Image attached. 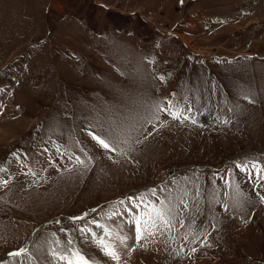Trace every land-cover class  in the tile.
Here are the masks:
<instances>
[{
  "label": "rangeland",
  "instance_id": "obj_1",
  "mask_svg": "<svg viewBox=\"0 0 264 264\" xmlns=\"http://www.w3.org/2000/svg\"><path fill=\"white\" fill-rule=\"evenodd\" d=\"M0 92V264H264V0H0Z\"/></svg>",
  "mask_w": 264,
  "mask_h": 264
},
{
  "label": "snow or ice",
  "instance_id": "obj_2",
  "mask_svg": "<svg viewBox=\"0 0 264 264\" xmlns=\"http://www.w3.org/2000/svg\"><path fill=\"white\" fill-rule=\"evenodd\" d=\"M182 2V0H181ZM157 107V111H164L167 112L168 115L172 116L174 120H179L180 122H183L184 120H191L190 116L184 115V111L181 109H176L175 106L172 104L171 101L168 102L167 107ZM193 123H195L194 120H192ZM89 135L92 137L94 141L97 142V144L107 151H115L118 148L117 144H114L113 140L109 138L107 135L99 134V133H89ZM139 142V141H137ZM15 155V154H14ZM76 160L78 163H83V161L80 159V157H76ZM236 167L241 169L242 171H249V169L255 170L257 173L256 179L257 180H264V166H261L257 163H237ZM2 171V169H0ZM35 175V173H33ZM249 175L251 176V172H249ZM2 183L6 186L8 181H2ZM227 183V182H226ZM264 187V185H261ZM153 194H155V190H152ZM130 200L133 199L132 197L129 198ZM141 199H143L141 197ZM261 202L264 203V195H261L260 197ZM121 204L124 203V201H120ZM181 203L184 205V207H187V203L183 200H181ZM95 211V210H93ZM88 213H85L84 216H87ZM149 219L153 220L152 227L157 228V221L159 222V225L165 229H169L171 227H174L173 225V219L175 218L176 213L173 211L172 208L168 207L164 202H161L160 207L156 208L155 206H152V212L148 214ZM84 216L81 217H73V220L77 219H84ZM59 223V221H57ZM91 223L97 224L98 227H101L104 229V236H101L99 238H96L95 233H92L91 236L93 239H95V242L100 249V251L108 258L114 261H120L121 257L118 255L116 248L113 246V242L106 240L105 237H111L113 234L111 231L103 226L97 223V221L93 220ZM181 226H183V222H181ZM61 231H64V229H61ZM81 232H89L90 230L87 227H83L80 229ZM149 235H155V232L148 233ZM53 236H55V233H53ZM144 238L143 233L138 228L137 234H136V240L139 242ZM126 239V238H123ZM123 239L119 236L115 237V241L117 242H123ZM54 243L57 245L56 249H49V252L53 258H58L61 261H66L67 264H100V262L93 258L87 256L85 253H83L80 249H73V248H64L60 249V241L55 240ZM68 245H72V241L69 240ZM133 250V249H130ZM194 252L195 249H192ZM28 253L27 248H20L15 252L9 253L10 256L13 257H19L21 255H26ZM67 253V255L65 254Z\"/></svg>",
  "mask_w": 264,
  "mask_h": 264
},
{
  "label": "bare ground",
  "instance_id": "obj_3",
  "mask_svg": "<svg viewBox=\"0 0 264 264\" xmlns=\"http://www.w3.org/2000/svg\"><path fill=\"white\" fill-rule=\"evenodd\" d=\"M180 39H182V41H184L185 42V44H187V45H189V42L184 38V37H182V36H180ZM189 47H191L192 48V46H189ZM195 52H197V53H200V52H198V51H195ZM0 96H2V97H5L6 96V93L5 92H0ZM117 224H115V226H116ZM117 231V230H116ZM33 242V241H32ZM29 244V243H28ZM122 247V246H121ZM118 248V247H117ZM120 248V247H119ZM119 251H120V249H119Z\"/></svg>",
  "mask_w": 264,
  "mask_h": 264
}]
</instances>
